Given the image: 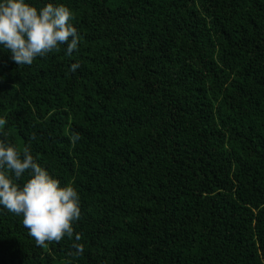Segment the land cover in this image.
<instances>
[{
	"label": "trees",
	"instance_id": "obj_1",
	"mask_svg": "<svg viewBox=\"0 0 264 264\" xmlns=\"http://www.w3.org/2000/svg\"><path fill=\"white\" fill-rule=\"evenodd\" d=\"M26 2L69 7L79 43L0 45V140L81 216L40 247L0 206V264H264V0Z\"/></svg>",
	"mask_w": 264,
	"mask_h": 264
},
{
	"label": "clouds",
	"instance_id": "obj_2",
	"mask_svg": "<svg viewBox=\"0 0 264 264\" xmlns=\"http://www.w3.org/2000/svg\"><path fill=\"white\" fill-rule=\"evenodd\" d=\"M73 13L64 4L47 3L37 9L26 0H0V45L11 53L17 65H31L37 57L60 50L66 45L71 55L79 43L77 29L70 22ZM80 67L71 65L74 73ZM6 124L0 118V126ZM79 134L71 137L75 144ZM27 172L22 185L17 181ZM0 206L16 216H22L23 226L34 238L36 245L59 243L65 236L72 238L73 224L81 216L80 198L71 183L61 186L60 181L35 162L30 145L20 147L0 140ZM76 241L81 234H75ZM77 255L84 245L75 243Z\"/></svg>",
	"mask_w": 264,
	"mask_h": 264
}]
</instances>
